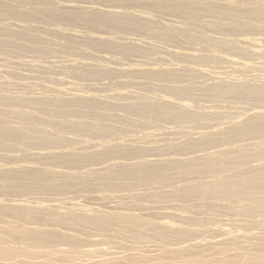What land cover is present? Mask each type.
Returning <instances> with one entry per match:
<instances>
[{
    "label": "bare ground",
    "instance_id": "6f19581e",
    "mask_svg": "<svg viewBox=\"0 0 264 264\" xmlns=\"http://www.w3.org/2000/svg\"><path fill=\"white\" fill-rule=\"evenodd\" d=\"M0 264H264V0H0Z\"/></svg>",
    "mask_w": 264,
    "mask_h": 264
}]
</instances>
